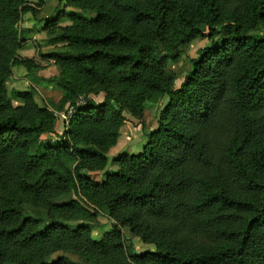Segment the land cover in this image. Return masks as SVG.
Returning <instances> with one entry per match:
<instances>
[{
  "label": "trees",
  "instance_id": "trees-1",
  "mask_svg": "<svg viewBox=\"0 0 264 264\" xmlns=\"http://www.w3.org/2000/svg\"><path fill=\"white\" fill-rule=\"evenodd\" d=\"M65 2L95 19L73 18L57 31L66 53L48 56L75 110L59 134L33 89L12 91L19 106L6 99L11 66L29 64L15 26L32 8L0 0V264H76L50 261L58 252L86 264H264V0ZM199 37L208 44L175 87L167 61ZM160 99L141 152L115 156L102 183L80 174L106 167L122 111L140 117ZM100 213L114 224L96 241ZM123 228L155 252L134 254Z\"/></svg>",
  "mask_w": 264,
  "mask_h": 264
},
{
  "label": "rangeland",
  "instance_id": "rangeland-1",
  "mask_svg": "<svg viewBox=\"0 0 264 264\" xmlns=\"http://www.w3.org/2000/svg\"><path fill=\"white\" fill-rule=\"evenodd\" d=\"M26 5L32 8V12H25L21 15L15 28L18 32L19 49L16 52L18 61H28V65H13L10 68V75L6 80L5 96L13 106H19L20 102L15 100L12 91H24L33 89L37 102L45 106L55 118V129L61 134L62 125H69L70 118L75 114L68 100V94L61 90L56 84L51 83L52 78L59 76L57 60L50 59L51 54L62 56L66 53V43L57 39V31L71 25L73 18L94 20L95 16L78 9L68 7L65 0H24ZM208 44L206 37H199L180 50L179 58L176 61H167L165 76L174 86L178 87L182 76L189 69V62L195 58L197 51ZM96 104L102 102V96L93 98ZM87 98L79 95L74 99L76 106H82ZM166 103V99H160L156 103H146L140 117L131 116L127 111H122L121 116L125 123L119 129L116 144L107 153V165L101 171L84 170L80 174L96 183H102L109 174L117 170L112 159L120 153L136 154L141 152L146 143L147 136L156 129L157 119L160 110ZM112 105L116 107L114 102ZM59 108V109H58ZM59 136V135H58ZM49 143L56 142L54 136L48 138ZM66 198V197H65ZM63 200V199H62ZM27 214L44 218L43 211L25 207ZM79 222H71L67 225L75 228ZM113 221L100 213L91 226V237L93 240H100L104 233L108 232ZM125 244L130 246L132 252L141 255L146 252H155L153 243L142 240L139 236L130 231L129 228L122 229ZM65 257L76 264L86 262L76 254L58 252L51 256V260L58 257Z\"/></svg>",
  "mask_w": 264,
  "mask_h": 264
},
{
  "label": "built area",
  "instance_id": "built-area-1",
  "mask_svg": "<svg viewBox=\"0 0 264 264\" xmlns=\"http://www.w3.org/2000/svg\"><path fill=\"white\" fill-rule=\"evenodd\" d=\"M72 109H74L72 106H71Z\"/></svg>",
  "mask_w": 264,
  "mask_h": 264
}]
</instances>
